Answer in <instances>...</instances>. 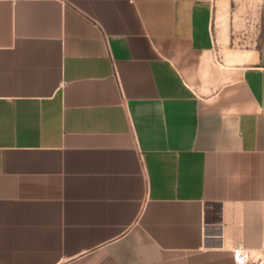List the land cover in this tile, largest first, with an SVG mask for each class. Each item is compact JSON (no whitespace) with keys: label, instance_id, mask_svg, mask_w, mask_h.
<instances>
[{"label":"crops","instance_id":"1","mask_svg":"<svg viewBox=\"0 0 264 264\" xmlns=\"http://www.w3.org/2000/svg\"><path fill=\"white\" fill-rule=\"evenodd\" d=\"M0 0V264H264V9Z\"/></svg>","mask_w":264,"mask_h":264},{"label":"rangeland","instance_id":"2","mask_svg":"<svg viewBox=\"0 0 264 264\" xmlns=\"http://www.w3.org/2000/svg\"><path fill=\"white\" fill-rule=\"evenodd\" d=\"M216 6L214 30L218 49L246 51L252 46L254 27L264 0H213Z\"/></svg>","mask_w":264,"mask_h":264},{"label":"built area","instance_id":"3","mask_svg":"<svg viewBox=\"0 0 264 264\" xmlns=\"http://www.w3.org/2000/svg\"><path fill=\"white\" fill-rule=\"evenodd\" d=\"M232 258L234 264H248L251 256L248 250L238 247L232 250Z\"/></svg>","mask_w":264,"mask_h":264}]
</instances>
